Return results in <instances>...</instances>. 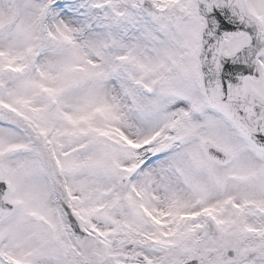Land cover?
Segmentation results:
<instances>
[{
  "label": "snow or ice",
  "instance_id": "1",
  "mask_svg": "<svg viewBox=\"0 0 264 264\" xmlns=\"http://www.w3.org/2000/svg\"><path fill=\"white\" fill-rule=\"evenodd\" d=\"M0 264H264V0H0Z\"/></svg>",
  "mask_w": 264,
  "mask_h": 264
}]
</instances>
